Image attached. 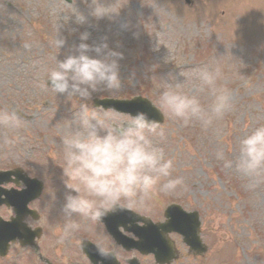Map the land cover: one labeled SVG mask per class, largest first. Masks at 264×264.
<instances>
[{
	"label": "rangeland",
	"instance_id": "374dc122",
	"mask_svg": "<svg viewBox=\"0 0 264 264\" xmlns=\"http://www.w3.org/2000/svg\"><path fill=\"white\" fill-rule=\"evenodd\" d=\"M183 1L102 0L114 2L112 10L117 14L95 19L89 15L91 0H0V110L16 112L26 124L15 133L18 139L12 148L19 160L4 158L5 131L0 129V166L64 162L61 137L80 101L56 95L37 81L47 78L44 70L54 66L55 57L62 60L72 53L81 43L80 34L86 32L89 45L106 42L122 54L121 90L93 98L141 96L163 113L159 126L163 135H156L154 142L173 160L171 175L182 177L183 184L172 194H158L150 209L158 211L177 202L186 211H196L203 228L214 232L216 249L224 243L223 250L229 252L231 242L240 243L254 255L247 258L250 263L264 264V182L253 188L254 181L235 170L239 141L264 125V0H190L189 6ZM72 5L85 15L86 23L75 24L74 16L66 22ZM57 38L65 41L60 50ZM203 66L219 72L216 89L228 93L231 110L207 126L199 122L181 126L170 118L159 97L169 83L182 82L180 91L196 95L208 109L214 96L206 87L201 90L192 77ZM44 100L49 103L40 104ZM218 149L233 160L231 168L215 158ZM54 174L51 178L56 182L65 179L62 171ZM62 184L49 188L58 191L59 185L65 188ZM66 191L59 192V201L46 209L48 203L40 205L41 222L30 224H42L53 236L50 228L57 215L65 223L60 200ZM7 216L0 211V217ZM237 252L245 262L241 249ZM0 264L36 261L30 252L14 248Z\"/></svg>",
	"mask_w": 264,
	"mask_h": 264
},
{
	"label": "clouds",
	"instance_id": "9594fccd",
	"mask_svg": "<svg viewBox=\"0 0 264 264\" xmlns=\"http://www.w3.org/2000/svg\"><path fill=\"white\" fill-rule=\"evenodd\" d=\"M113 4L91 0L89 15L95 19L111 18L117 14L112 10ZM73 5L66 22L74 16L75 24L86 23L85 15ZM79 39L81 43L72 53L62 60L56 56L54 66L44 70L47 76L44 85L56 95L66 94L80 101L78 111L67 119L66 131L61 137L62 173L68 191L60 209L65 223L58 240L61 243L75 240L77 245H82L77 238L80 224L73 217L102 223L103 218L118 210L148 212L158 194L174 193L183 184V178L172 177L173 160L167 158L163 147L154 142V137L163 133L159 131V124L149 119L145 112L121 116L115 109L93 106L91 101L97 94L121 90L119 60L122 54L110 49L106 42L89 45L85 42L88 40L86 32L80 34ZM64 43L62 38H57L59 50ZM218 76L219 72L208 66L192 73L198 87L201 90L206 87L214 96L208 109L202 107L196 95L180 91L182 82L169 83L159 102L170 118L181 126L195 122L207 126L213 120L222 119L232 107L228 93L216 89ZM25 126V121L16 112L0 110V129L5 131L4 158L20 159L12 148L18 139L15 133ZM215 158L226 168L233 166V160L227 159L223 150L218 149ZM235 170L252 179L253 188L264 182V125L239 141ZM97 251L104 259H113L116 255L115 247H106L102 240L97 242Z\"/></svg>",
	"mask_w": 264,
	"mask_h": 264
},
{
	"label": "flooded vegetation",
	"instance_id": "af4514ba",
	"mask_svg": "<svg viewBox=\"0 0 264 264\" xmlns=\"http://www.w3.org/2000/svg\"><path fill=\"white\" fill-rule=\"evenodd\" d=\"M30 167L36 168L34 164H28ZM57 171V170H55ZM50 176L52 172H47ZM44 178L41 179L43 184V191L40 196L39 203L54 202L57 200L58 193L66 189L58 186V191L50 189V184H57L64 182L55 181V178L45 176V170H42ZM46 177V178H45ZM58 179V178H57ZM60 180V179H58ZM64 187V184H62ZM63 197V195H61ZM46 200V201H45ZM64 201V200H62ZM38 202V201H37ZM8 213H11L9 210ZM139 216H149L153 224L163 222V212L154 210L151 213L144 211H134ZM12 214V213H11ZM80 224V231L78 237L82 241V245H77L75 240L59 242L58 236L62 228H56L54 236V243L56 251L54 254H49L46 247L51 240L47 235H43V240L40 241V251L44 256L43 264H253L247 258L251 256L249 249L246 251L240 247L242 257L245 260L240 261L237 249L230 253H225L222 258L215 249V243L209 233H204V229L200 230V238L202 242L201 249L196 253L190 251L180 234L176 233V229H165L160 227H144L142 223L137 224V227L127 225L125 222L119 221L116 226L110 230H106L101 223H92L78 216L73 217ZM128 229H134L137 236L128 233ZM170 230V231H168ZM185 230L186 229H182ZM168 231L167 233H165ZM126 239H133L134 241L146 240L152 244L150 253H142L140 251L131 249L128 250L126 246ZM102 240L106 247L114 246L116 255L113 259H104L98 254L97 242ZM233 248H237L236 244H232ZM49 257V258H47Z\"/></svg>",
	"mask_w": 264,
	"mask_h": 264
},
{
	"label": "water",
	"instance_id": "95a60500",
	"mask_svg": "<svg viewBox=\"0 0 264 264\" xmlns=\"http://www.w3.org/2000/svg\"><path fill=\"white\" fill-rule=\"evenodd\" d=\"M107 108H113L116 109L118 112H122L125 114H132L135 115L136 112L142 111L145 112L149 119L156 121L157 123L162 122V118L160 113L155 110L146 100L143 99H135L130 102H112L109 101L107 102ZM10 174L8 175H3L0 174V184L3 182L2 178H7ZM34 197V196H33ZM32 197V198H33ZM31 198V199H32ZM7 198L4 201L0 200L1 203H5L7 205ZM28 200L24 199H18L17 203L21 205H25ZM24 214L23 213H18L17 219L12 222V224L9 223H1L0 222V256L3 257L6 253L7 249V241L11 239L10 235L13 236L14 238H17L18 240L24 239V244H31L33 241V234L29 233L28 230L24 229V227L20 224L21 220L23 219ZM188 216H186L187 218ZM196 218V214H194V220ZM5 224V225H2ZM192 232L196 233L198 229V222L195 220L194 225L192 226Z\"/></svg>",
	"mask_w": 264,
	"mask_h": 264
}]
</instances>
